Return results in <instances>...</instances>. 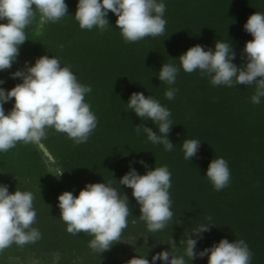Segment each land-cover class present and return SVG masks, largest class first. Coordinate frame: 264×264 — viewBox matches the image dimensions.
Here are the masks:
<instances>
[{"label": "trees", "instance_id": "16d2710c", "mask_svg": "<svg viewBox=\"0 0 264 264\" xmlns=\"http://www.w3.org/2000/svg\"><path fill=\"white\" fill-rule=\"evenodd\" d=\"M158 2L166 5L165 33L136 43L124 41L115 23L117 17L111 12L104 31L81 29L74 17L78 0H65L69 15L58 23L44 22L37 12L25 30L28 40L20 46L17 61L11 69L0 71L4 81L0 87L7 91L22 83L11 73L24 70L26 63L33 65L40 56L57 57L61 66L71 67L80 83L92 88L85 100L98 120L88 141L79 145L50 129L43 143L51 159L37 146L22 142L7 153L0 152V184L7 185L10 193L16 189L33 192L37 211L33 227L42 234L34 244H13L4 250L0 264H126L136 255H146L152 264V256L161 251L183 256L186 245L180 241L193 229L208 224L209 231L202 233V239L192 236L197 239V253L221 239H242L253 253L251 264H264V97L258 105L251 103L254 85L214 87L210 77L198 70L184 72L178 58L195 45L214 51L215 43L221 41L231 44L236 57L233 63L243 67L247 63L245 43L253 39L244 24L256 11L264 14V0ZM164 63L179 69L173 85L158 78ZM169 88L178 90L172 100L165 96ZM134 92L152 96L170 110L171 152L134 130L144 124L159 135L158 126L150 119L141 120L127 109ZM13 103L4 104L6 113ZM185 139L201 141L190 161L184 159ZM215 158H224L231 173L229 185L221 191L214 190L205 177ZM164 165L172 174L169 191L174 216L164 230L153 233L139 220L140 206L132 189L120 185L119 180L130 166L144 175ZM57 168L64 171L60 177L55 176ZM109 181L127 195L131 216L121 242L99 254L88 246L91 236L66 231L58 196L64 191L78 196L88 183ZM184 259L187 264H208L207 255Z\"/></svg>", "mask_w": 264, "mask_h": 264}, {"label": "clouds", "instance_id": "9594fccd", "mask_svg": "<svg viewBox=\"0 0 264 264\" xmlns=\"http://www.w3.org/2000/svg\"><path fill=\"white\" fill-rule=\"evenodd\" d=\"M166 5L158 0H78L75 20L84 30L94 27L104 31L109 26L108 13L116 15V26L126 43H136L147 37H158L165 33L167 21L164 19ZM37 12L44 22L58 23L68 14L65 0H0V71H7L17 61L20 46L27 40L26 28L36 19ZM244 30L253 39L245 43L243 52L247 63L237 66L233 63L235 52L230 43L217 41L215 50L195 45L180 55L179 61L184 72L199 71L202 76L210 77L215 86L236 87L254 85L255 94L251 103L260 104L264 97V14H251L244 24ZM179 69L170 63H164L159 70L161 82L173 85ZM13 79L22 83L10 90L0 87V152L7 153L19 142L33 144L44 150L43 143L49 130L66 134L74 144L86 143L97 127V117L85 97L92 91L88 85L80 83L70 66H61L57 57L40 56L35 63L25 64L24 70L11 73ZM4 83L0 80V85ZM175 88H169L165 96L172 100ZM14 100L7 113L4 104ZM127 109L133 111L141 120L150 119L158 126L159 135L144 124L135 126L137 134L141 132L153 144H162L164 150L171 152L174 145L168 139L172 121L170 110L152 96L134 92L127 102ZM201 141L185 139L182 143L184 159L190 161L200 149ZM147 169L144 161H139ZM56 177L64 171L54 169ZM171 172L167 165L147 170L144 175L137 173L134 167L119 180L120 185L132 189V196L140 206L139 220L144 221L149 232L164 230L173 220L172 199L170 195ZM214 190L221 191L231 180L228 162L224 158L213 159L205 176ZM35 195L31 191L16 189L13 193L8 186L0 184V253L13 244L24 247L34 244L42 238L38 228L37 211L34 208ZM60 219L67 225L71 235L81 233L91 236L89 248L96 253L109 251L115 243L121 242L124 230L128 227L131 209L127 195L122 194L108 183H88L74 196L64 191L58 196ZM50 207V206H49ZM210 221L211 217H207ZM132 223H136L133 220ZM208 225H200L189 234L184 255H175L171 251H161L152 256V264H187L197 256H208V264H251L253 253L244 240L229 242L221 239L218 244L195 251L197 239L209 231ZM196 236L197 239H193ZM173 242V241H172ZM173 244H175L173 242ZM126 264H150L145 256H134Z\"/></svg>", "mask_w": 264, "mask_h": 264}, {"label": "water", "instance_id": "95a60500", "mask_svg": "<svg viewBox=\"0 0 264 264\" xmlns=\"http://www.w3.org/2000/svg\"><path fill=\"white\" fill-rule=\"evenodd\" d=\"M44 151V150H43ZM47 152L49 153V151L47 150Z\"/></svg>", "mask_w": 264, "mask_h": 264}]
</instances>
